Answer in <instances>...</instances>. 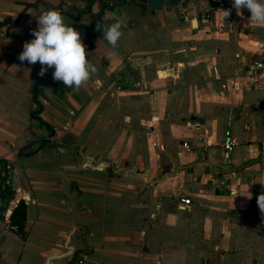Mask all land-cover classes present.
<instances>
[{"label":"crops","instance_id":"1","mask_svg":"<svg viewBox=\"0 0 264 264\" xmlns=\"http://www.w3.org/2000/svg\"><path fill=\"white\" fill-rule=\"evenodd\" d=\"M165 1L172 12L119 8L115 49L81 35L98 71L79 89L47 79L36 95L55 70L18 59L37 17L58 10L78 30L97 26L102 4L0 0V157L29 200L26 231L1 220L0 264H264V80L248 74L264 27L233 0ZM80 151L100 169L78 170Z\"/></svg>","mask_w":264,"mask_h":264},{"label":"clouds","instance_id":"2","mask_svg":"<svg viewBox=\"0 0 264 264\" xmlns=\"http://www.w3.org/2000/svg\"><path fill=\"white\" fill-rule=\"evenodd\" d=\"M233 8L242 16L243 10L250 12L249 21L264 27V0H233ZM226 17L231 9L223 10ZM38 29L32 31L35 37L25 42L18 59L23 63L41 65L39 75L43 77L49 68H54L53 79L62 81L65 87L79 89L87 83L98 69L88 58L86 45L81 33L65 22V17L58 10H48L37 17ZM125 21L105 13L97 23V30L103 32V39L115 49L121 36ZM251 197V196H250ZM257 203L264 213V193Z\"/></svg>","mask_w":264,"mask_h":264},{"label":"built area","instance_id":"3","mask_svg":"<svg viewBox=\"0 0 264 264\" xmlns=\"http://www.w3.org/2000/svg\"><path fill=\"white\" fill-rule=\"evenodd\" d=\"M231 9V14L234 13L233 8L218 6L215 11L220 12L223 10ZM248 74L250 77L261 78L264 80V52L261 56L250 66L248 69ZM196 128L201 127V123H195L193 125ZM203 143L209 145L205 139L201 140ZM236 142L232 137L230 132H227L223 141V147L225 150V159L228 162L231 153L234 151ZM184 154H188L190 151L189 144H184ZM181 154V157L184 156ZM16 176L17 168L12 160L7 157H0V223L4 217L9 218L11 221L12 215L16 207L21 203L22 198L18 197L21 190L16 187ZM223 181L222 184H225ZM29 201L28 199L23 200V202ZM181 208L185 209V206L191 204V200L186 197H182L179 201ZM10 229L17 232L19 228L11 223ZM157 264H161L159 261Z\"/></svg>","mask_w":264,"mask_h":264},{"label":"water","instance_id":"4","mask_svg":"<svg viewBox=\"0 0 264 264\" xmlns=\"http://www.w3.org/2000/svg\"><path fill=\"white\" fill-rule=\"evenodd\" d=\"M96 1H99L102 4L100 12L96 15V20L98 22H100L102 17H104L105 13H108V12L114 13L112 15L113 17H117V18H120V19L125 21L124 17H121L120 15H118L117 10L119 8H122L123 6L127 5V3L131 2V1H139V2H141V4L146 5L147 8L150 11L154 12V13H158L162 9L166 10V12H168V13L173 11V8L170 7V2H167L165 0H119V2H115V3L104 2L102 0H91V2H96ZM82 25L83 26L80 25L79 29L77 30V31H79L81 33V35L90 34L89 36H91V34H99V33L103 34L102 31H97L95 33H89L90 31H92L93 27L96 26V24H95V22L93 20H92V23L89 24V25H84V24H82ZM51 76L52 75L45 76L44 78H42V80H40L39 83H37V85L34 88L35 89L34 91H35L36 95L38 94L39 87L42 85V83L45 80L48 79L50 81H56ZM36 101H37V98H36ZM53 137H54V134L51 136V139ZM79 154H80L79 157H81L83 159V161H82V163H81V165H80L78 170H80V169L87 170L88 168H91V169H94V170L100 169V168L97 167V165H95L93 163L94 162V158L93 157H90V156L84 154L83 151H80ZM86 165L88 167H86ZM65 177H66V171L63 173V181H62L63 190H64V193H65V197L70 201L71 209L74 212V215L76 217V222L78 223V221H79L78 220V214H77V210L75 209V206H74V200L71 198V196L68 194V192H67V190L65 188V184H66Z\"/></svg>","mask_w":264,"mask_h":264},{"label":"trees","instance_id":"5","mask_svg":"<svg viewBox=\"0 0 264 264\" xmlns=\"http://www.w3.org/2000/svg\"><path fill=\"white\" fill-rule=\"evenodd\" d=\"M11 220L21 231H26L27 209L24 202L16 207Z\"/></svg>","mask_w":264,"mask_h":264},{"label":"rangeland","instance_id":"6","mask_svg":"<svg viewBox=\"0 0 264 264\" xmlns=\"http://www.w3.org/2000/svg\"><path fill=\"white\" fill-rule=\"evenodd\" d=\"M128 3H129V2H128ZM128 3H127V4H128ZM123 7L127 8V5H125V6H123ZM123 7H122V8H123ZM129 11H131V12H132V10H130V9H129ZM127 14H128V13H127Z\"/></svg>","mask_w":264,"mask_h":264},{"label":"flooded vegetation","instance_id":"7","mask_svg":"<svg viewBox=\"0 0 264 264\" xmlns=\"http://www.w3.org/2000/svg\"><path fill=\"white\" fill-rule=\"evenodd\" d=\"M93 29H97V26H94Z\"/></svg>","mask_w":264,"mask_h":264}]
</instances>
